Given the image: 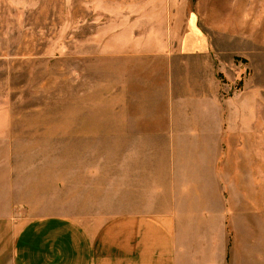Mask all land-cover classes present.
I'll use <instances>...</instances> for the list:
<instances>
[{"label":"crops","instance_id":"1","mask_svg":"<svg viewBox=\"0 0 264 264\" xmlns=\"http://www.w3.org/2000/svg\"><path fill=\"white\" fill-rule=\"evenodd\" d=\"M221 53L178 50L162 110L78 112L65 189L62 136L40 158L46 128L0 111V264H264V110L246 79L224 98Z\"/></svg>","mask_w":264,"mask_h":264},{"label":"rangeland","instance_id":"2","mask_svg":"<svg viewBox=\"0 0 264 264\" xmlns=\"http://www.w3.org/2000/svg\"><path fill=\"white\" fill-rule=\"evenodd\" d=\"M178 50H221L215 63L238 72L223 77L224 98L246 79L262 115L264 0H0V111L13 112L32 137L46 128L52 140L33 152L40 158L58 160L62 136L65 189L76 114L164 109L169 70L182 69ZM27 217L16 216V229Z\"/></svg>","mask_w":264,"mask_h":264}]
</instances>
